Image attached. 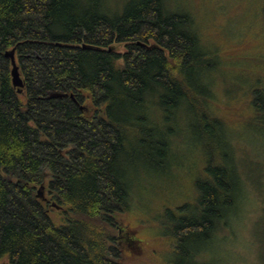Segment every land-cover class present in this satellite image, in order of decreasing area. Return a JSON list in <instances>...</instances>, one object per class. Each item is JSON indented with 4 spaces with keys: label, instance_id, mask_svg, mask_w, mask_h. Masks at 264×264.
Returning <instances> with one entry per match:
<instances>
[{
    "label": "trees",
    "instance_id": "16d2710c",
    "mask_svg": "<svg viewBox=\"0 0 264 264\" xmlns=\"http://www.w3.org/2000/svg\"><path fill=\"white\" fill-rule=\"evenodd\" d=\"M170 2L0 0V264H129L150 241L125 216L143 161L166 173L186 153L180 145L191 152L183 126L221 139L211 74L224 58ZM255 90L250 123L264 127ZM197 135L191 145H204ZM211 159L195 213L169 232L184 264H206L188 244L209 228L212 243L239 206L233 158L219 150Z\"/></svg>",
    "mask_w": 264,
    "mask_h": 264
},
{
    "label": "rangeland",
    "instance_id": "374dc122",
    "mask_svg": "<svg viewBox=\"0 0 264 264\" xmlns=\"http://www.w3.org/2000/svg\"><path fill=\"white\" fill-rule=\"evenodd\" d=\"M123 1L111 0L116 7ZM170 8L191 14L202 41L224 58L217 56L219 65L211 74L222 137L210 144L209 135L201 128L183 126L181 136L191 152L180 145L186 153L166 173L143 161L133 183L132 209L125 216L134 227L132 231L150 241L140 248L133 247L129 264H167L169 260L184 264L182 253L170 251L174 235L169 232L184 217L195 213L197 193L209 174L212 156L219 150L229 152L233 158L229 166H237L242 183L239 206L235 214L229 215V223L213 232L212 243V228L199 236L194 234L196 239L188 244L189 252H197L206 264H264V127L258 120L250 123V111L255 107L249 102L257 88L258 101L264 104V76L261 82L256 81V75L264 70V0H171ZM200 133L204 145L192 146V135ZM133 216L144 217L141 222ZM177 239L184 249L188 239L181 234Z\"/></svg>",
    "mask_w": 264,
    "mask_h": 264
},
{
    "label": "water",
    "instance_id": "95a60500",
    "mask_svg": "<svg viewBox=\"0 0 264 264\" xmlns=\"http://www.w3.org/2000/svg\"><path fill=\"white\" fill-rule=\"evenodd\" d=\"M5 55L7 57L11 58V63H12L11 73H12L13 85L15 87H18L19 92H22L23 91L24 82H23V78H22V76L20 74L17 62H16L15 49L6 51ZM52 96H58V94H52L51 97ZM42 194H43V192H42V186H41L40 189L38 190V195H42Z\"/></svg>",
    "mask_w": 264,
    "mask_h": 264
}]
</instances>
